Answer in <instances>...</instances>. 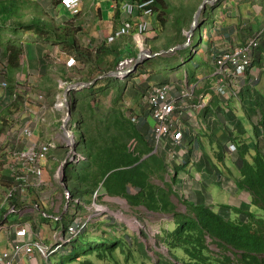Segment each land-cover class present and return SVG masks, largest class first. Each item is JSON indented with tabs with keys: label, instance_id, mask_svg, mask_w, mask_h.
<instances>
[{
	"label": "crops",
	"instance_id": "0c3cea01",
	"mask_svg": "<svg viewBox=\"0 0 264 264\" xmlns=\"http://www.w3.org/2000/svg\"><path fill=\"white\" fill-rule=\"evenodd\" d=\"M111 1L114 2L113 8H111L109 0L107 2L106 0H82L81 12L75 17L63 8L61 0H0V15L3 13L10 15L17 11L21 17L27 16L22 21H27L30 17L33 21L38 18V14L45 15L51 17L50 23L61 30L70 21H73L74 26L68 30V34H72L74 31L73 39H78L77 41L83 48L96 52L100 48H110V45H106L107 38L121 26L126 17L121 7V3L125 0ZM165 2L168 8H172L174 12L180 9L175 5L170 6L167 0ZM188 5H191L190 11L193 10L192 13L195 16L202 3L200 0H196ZM190 20L189 17L181 26H184V23H190ZM9 22L11 23L4 26L0 19V141L2 142L0 146L8 165L5 168L4 177L12 174L10 162L14 159V150L26 146L27 142L23 145L17 144V137L23 130V124H31L34 141L40 143L56 141L59 144H62L63 141L62 113L46 112L40 101L34 102L31 90H34L35 93L44 92L47 95V102L52 105L58 93V81L67 79L69 83L76 84L78 79L83 76V70H87L81 63L76 69H67L66 62L68 56L72 54L66 47L64 49L61 42L42 41L33 33L18 29L13 26L12 21ZM155 23L156 19H154V25ZM263 28L264 0H211L207 3L203 14L200 27L202 33L198 31L189 45L192 46L194 39L200 37L201 46L193 52L200 55L194 59L191 72L180 76L178 74H181L183 69H179L176 73L174 70L168 69V74L171 76L165 78L163 74H156L154 71L150 73L143 69L142 74L134 75L135 79L143 76L142 80H139L140 82L130 81L132 86H128L127 92L130 87L134 89L131 113L139 116L138 123L133 124L138 126L141 136L149 138L154 125H150L149 121L152 120V117L144 102L146 89L152 85L168 83L174 88L173 95H178L188 85L199 83L197 97L184 104L183 114L172 130L173 134L179 133L184 136L183 142L178 146H174L171 142L167 143V148L163 149L161 156H157L162 160L163 166L166 165L167 173L154 172V177L150 182V187L155 191L171 189L173 194L170 200L174 205L172 200L173 197H176L174 195L176 193L184 197L188 196V200L199 204L218 205L217 210L222 205L237 206L243 209L251 207V196L246 191L239 189L236 183L240 175L236 168L240 157L236 146L249 145L254 149L258 147L264 152V36L261 46L256 52L251 71L239 80L240 94L231 93L228 99L222 100L216 94L214 89L216 82L210 75L214 71L218 52L240 48L253 33L259 32ZM153 32L154 29L149 33V39ZM187 34L186 37L185 34L177 36L176 41L171 38L170 43L173 47H170L167 52L171 55L166 57L163 53L159 55L162 56L161 58L156 56L147 58L145 61L151 59L162 61L161 59H165L163 57L177 55L179 50L187 48H177L186 42ZM183 35L185 38L180 41ZM157 36L158 34L155 37ZM150 42L149 40L151 48ZM15 48L22 50L21 55L18 58L14 55L12 57L14 59L10 60L11 49ZM164 50L162 48L158 51ZM130 56L131 53H127V66L124 68L132 67L133 58ZM115 58H117L115 55L109 57L108 62L102 65V69L106 70L109 63H113ZM181 59L184 60L183 57ZM163 67L166 68V63ZM5 81L8 83L7 89L2 85ZM11 87H14V93L18 92L21 104L14 101ZM84 89H78L81 90L78 93L81 99L84 98ZM131 91L133 92V90ZM27 98L28 103L25 104L24 100ZM108 105L110 106V104ZM45 112L47 122L37 124L35 120L38 115ZM13 116H16L17 121L11 123L9 120ZM93 127L94 136L100 137L101 133L103 134V131L99 130L103 127L101 122L95 120ZM131 145L134 149L136 148L135 141ZM167 149L177 154V160L172 162L170 168L168 167L169 155H166ZM67 150L66 147L59 146L57 150L51 152L45 163L47 184L45 189L41 190L42 196H40L44 204L50 203V200L53 201V198L46 194L47 188L52 186V179L58 181V170L67 158ZM252 153L254 154V152ZM173 170L176 171L174 184L171 177ZM166 176H169L170 180H167ZM155 179L162 183L155 184ZM31 189L21 198L16 199V207L21 212L8 214V219L12 218V222L25 223L24 217L27 209L24 202L32 197L33 188ZM130 191L135 194L134 190L130 189ZM52 192L53 190H50V193ZM222 197L223 199L227 198L228 202L221 203ZM120 199L109 197L105 192H102L100 201H120ZM83 204V208L88 206L84 202ZM50 207H54V202L50 204ZM17 215H22V218L18 220L15 217ZM49 216L55 217L51 214L47 217L50 218ZM6 244L10 245L4 237L0 241V250L6 249Z\"/></svg>",
	"mask_w": 264,
	"mask_h": 264
},
{
	"label": "trees",
	"instance_id": "16d2710c",
	"mask_svg": "<svg viewBox=\"0 0 264 264\" xmlns=\"http://www.w3.org/2000/svg\"><path fill=\"white\" fill-rule=\"evenodd\" d=\"M155 1L156 21L159 25L166 26L171 14L168 5L165 0ZM192 12L193 10L182 14L177 21L184 22L190 17L191 23L194 16ZM20 15L17 11L10 15L3 13L0 15L1 23L5 26L12 21L13 26L33 33L42 41L61 42L64 49L66 47L87 68L83 70L84 74L79 81L91 82L99 75L113 72L123 60L117 57L113 63H109L106 70L102 69V65L108 61L104 63L100 60L104 61L105 57L108 59L113 56L115 50L106 51L104 47L93 52L83 48L77 40L70 39L74 31L68 34V30L74 26L73 21L61 30L54 25H47L42 19L38 22H21ZM78 15L77 13L74 16ZM11 50L10 60L14 59V55L17 58L21 55L20 48ZM137 55L132 53L130 57L136 58ZM143 69V65L140 66L137 74H142ZM132 77L134 74L123 82L116 79L98 81L84 89L83 99L78 96L81 90L69 94L72 112L79 118L78 129L87 157L85 162L68 168L70 203L78 198L85 204H90L96 194L100 200L101 193L105 192L109 197L121 198L132 208L142 207L150 213L172 217L174 229L163 231L159 242L165 246L175 262H180L177 253H183L188 260L185 264H264V152L249 145L237 146L240 155L237 162L240 172L237 185L241 190L250 193L253 204L261 209L260 213L229 206H222L216 211L211 205H201L185 198L180 200L185 205L186 212H179L170 200L173 194L171 189L155 191L150 187L154 172L167 173V167L163 166L160 158L151 155L153 149L150 138L141 136L138 126L128 117V113L132 111L126 109L125 97ZM10 90L13 94L14 87ZM107 99H111L110 106L106 103ZM17 103L21 104L19 101ZM95 120L103 126L99 128L103 131L100 137H95L93 133ZM133 141L136 142L135 149L131 145ZM145 158L148 159L144 160ZM175 179L172 178L173 184ZM174 195L177 196L176 193ZM79 208L81 206L77 205V209ZM231 211L246 215L247 219H233ZM41 218L46 217L41 215ZM91 229L95 232L98 229L97 224L91 225ZM208 240L217 247V253L212 251ZM117 242L92 237L87 230L67 249L70 254L60 264H71L88 254H96L100 261H107L113 258L117 249L125 252V246ZM140 250L147 255L145 245ZM159 258L160 264H164L165 258ZM173 261L167 260L166 263L175 264Z\"/></svg>",
	"mask_w": 264,
	"mask_h": 264
},
{
	"label": "rangeland",
	"instance_id": "374dc122",
	"mask_svg": "<svg viewBox=\"0 0 264 264\" xmlns=\"http://www.w3.org/2000/svg\"><path fill=\"white\" fill-rule=\"evenodd\" d=\"M111 2V8H113L114 2L109 0ZM170 4V6H178L180 9H177L176 12L173 11L172 8L169 9L170 17L169 21L166 26L159 25L156 21L155 25L153 26L154 32L151 34V39H147V44L153 49V51L162 50L164 48L165 50H169L170 47H173L170 43L173 39L174 41L177 40V36L179 37L182 34H186L190 30V25L192 23H184V26H181L183 22L177 21L179 20V17L184 14L190 12V6L188 5L191 2L196 0H167ZM201 3H203L205 0H200ZM107 2V0H106ZM209 5V4H208ZM108 7V6H107ZM109 8V7H108ZM206 9H203L204 12ZM203 14L199 18V24H202L203 20ZM39 16L43 17L46 21V24H50L51 17L49 16H42L38 14V18L36 19V22L40 21ZM156 19V16H155ZM154 21V20H153ZM198 24V25H199ZM201 26V25H200ZM199 26V27H200ZM28 32V31H27ZM198 30L196 29L195 35L196 36ZM29 33V32H28ZM182 33V34H181ZM158 34L157 37H155ZM77 35V33H76ZM184 35L182 36L180 41L184 40ZM193 37V38H194ZM172 38V39H171ZM70 39H73V36L70 37ZM78 40V39H77ZM201 46L200 37H196L194 39L193 45L191 47H187L185 49L179 50L177 55H172L168 58L167 56L171 55L168 53L163 54L166 57H163L165 59H161L162 61H159L158 59H151L150 61H146L143 64V67L145 71L150 72L154 71L156 74H163L165 78L170 77L171 75L168 74V69H171L170 71H175L176 73L179 69H183L181 74H178L182 76L186 72H191V67L194 59H197L200 54L193 53L194 50L199 49ZM114 51L112 55L114 54L116 57L119 58H127V53H134L138 54L140 52L139 45L136 44L132 39L129 38H121L116 42L115 44H112L110 48L106 49V51ZM103 56V55H102ZM162 57V56H161ZM159 56V58H161ZM183 57L184 60L181 59ZM107 58L105 57V60H100L101 62H106ZM186 62V64H184ZM103 63V64H104ZM134 63V61H133ZM166 63V68L163 66ZM127 66V59L122 64ZM149 75V74H148ZM143 78V76H141ZM135 79L134 77L130 80L132 82H140L142 79ZM70 79V78H68ZM67 80V79H65ZM140 80V81H139ZM129 85L132 86V83H129ZM133 90V92L131 91ZM134 95V89L133 87H130L129 92H127V103L126 109L129 111L132 109V101ZM111 99H107L106 103L110 104ZM135 104V103H134ZM137 111L139 109L136 108ZM75 124H78V116L76 114L73 115ZM150 125H155L154 120H150ZM79 139L81 137V133L79 129L76 127L73 130ZM1 142V141H0ZM82 151L84 150V144H82L81 148ZM3 153L2 147H0V154ZM164 161V160H163ZM165 162V161H164ZM176 171L173 170V176H171L173 179L175 177ZM240 176V175H239ZM59 178V177H58ZM14 177L10 174L8 177L3 176L0 178V208L3 205L2 196L6 192V189L9 188L11 184L14 182ZM167 180H170L169 176H166ZM52 186L47 188L48 192L46 193L50 197L53 198V201L50 200V203H42L40 200V195H34V192L32 193V197H30L26 201V216L24 217V220L26 223H33V229L34 233H40L41 237L44 238L43 241L47 245L54 244V233L56 230L60 229L59 223L54 218H45L41 219V214L37 211H33V203L37 202L40 205V210L47 211L49 214L59 217L62 213L65 211L64 222L69 223L72 221V218L74 215H80L83 218H89L92 217V225L97 224L98 229L94 232H92L91 227L89 228V234L92 237L95 238H101L106 241H118L120 245L125 246V252L123 253L120 249H117L116 253L113 255V258H109L107 261H100L97 258L96 254L92 255H86L81 256V258L71 264H160V258L164 257L165 260H163L164 264H167L166 261H173V258L169 254L168 250L165 248V246L159 242V238L162 236L163 231H172L174 229V224L172 223V217L162 215V214H154L148 212L144 208H132L130 207L125 201L121 200H106V201H98L95 203L96 205H93L92 202L90 206H87L86 208H81L79 211H77V208L72 205V207L69 206L68 209H65L67 200L65 198V191L63 187L59 184V180L56 181L55 179H52L51 181ZM162 181H159L158 179H155V184L160 185ZM50 190H53L52 193H50ZM31 192V191H30ZM29 192V193H30ZM178 195V194H177ZM183 196V195H182ZM179 198L173 197V202L175 203V206L178 208L179 212L185 213L186 208L183 205L180 198H185L184 196L181 197V195H178ZM71 199V198H70ZM186 199V198H185ZM223 202H228L227 198L223 199V197L220 199ZM54 202V207L51 208L50 204ZM12 204L8 205L7 208H10ZM237 209H240V207L233 206ZM89 209V210H88ZM261 209L253 204L252 213L257 214ZM18 220L22 218V215L15 216ZM238 217L243 220V216L238 214ZM12 222V218L9 220V223ZM33 233V235H34ZM88 233V232H87ZM5 237L4 231L0 232V241H2ZM210 248L214 252H218V249L215 245L211 243V240H208ZM145 245L147 255L143 252H141V246ZM4 248V247H3ZM69 252H61V254L55 255V252H53V247L50 248V250L45 253L38 252L37 256L39 257L40 263L38 264H60L61 260L63 258L69 256ZM228 255H231L230 252L227 253ZM55 255V256H54ZM177 256L180 259V262H175V264H185L188 262L187 258L184 256L183 253H177ZM52 257V258H51ZM49 258H51L49 260ZM26 264H30L28 260H25ZM35 264V263H33ZM234 264H238L234 262Z\"/></svg>",
	"mask_w": 264,
	"mask_h": 264
},
{
	"label": "built area",
	"instance_id": "2783aa9c",
	"mask_svg": "<svg viewBox=\"0 0 264 264\" xmlns=\"http://www.w3.org/2000/svg\"><path fill=\"white\" fill-rule=\"evenodd\" d=\"M81 0H63V5L72 11L78 13ZM154 0H142L138 2L125 1L122 10L126 15L121 27L108 38L109 43L115 42L117 39L130 36L137 45L142 47L145 37L152 28L151 19L154 15ZM264 36V28L255 33L249 41L242 47L221 53L215 63L214 76L221 78V83L229 78L236 82L253 66L254 55L261 45ZM69 68L76 65L75 58H70L67 62ZM7 84L5 83L4 86ZM196 85L180 92L179 95L173 96L174 88L169 84H162L150 88L147 92V101L150 105L153 116L156 120L154 130L155 142L160 147L164 139L171 133V122L173 116L177 112L179 105L188 99L194 97ZM223 95L226 93L225 86L218 88ZM39 101H44V95L39 94ZM54 110L65 112V103L61 95L57 97L54 104ZM44 121L43 115L37 121ZM34 131L30 123L25 124L23 130L17 137V144L23 145L25 148L14 152V161L12 163V173L16 177L13 186L7 190L5 194V202L11 201L15 196L24 193L30 185L35 188H41L44 185V164L48 160L51 150L56 147L54 143H40L33 140ZM179 139V138H177ZM25 141V142H22ZM66 142V139L64 140ZM176 156L172 152L170 159ZM5 167V160L0 156V171ZM89 217L85 222L80 217L75 219L74 225L68 228V233L64 243H71L86 228L91 221ZM11 250L4 251L0 254V264H21L23 256L31 257L35 247L42 252L47 248L42 246L40 242L25 241V238L32 235L29 227H15L6 231ZM16 234V238H15ZM60 245L59 247H61Z\"/></svg>",
	"mask_w": 264,
	"mask_h": 264
},
{
	"label": "clouds",
	"instance_id": "9594fccd",
	"mask_svg": "<svg viewBox=\"0 0 264 264\" xmlns=\"http://www.w3.org/2000/svg\"><path fill=\"white\" fill-rule=\"evenodd\" d=\"M125 1H131V0H125ZM125 1H123V3L125 2ZM140 1H142V0H140ZM155 1V0H154ZM133 2H138V1H133ZM81 3H82V0H81ZM81 3H80V9H79V11H78V14H80V12H81ZM123 3H121V7H122V5H123ZM61 4H62V6H63V8L65 9V10H67V11H69L72 15H75V14H77V13H73L72 11H70L69 9H67L64 5H63V0H61ZM155 4H156V1H155V3H154V6H153V9H154V15H153V17H152V19H151V22H152V28H151V30L149 31V33L153 30V26H154V19H155V16H156V13H155ZM207 8V7H206ZM124 12V11H123ZM205 12V11H204ZM204 12H202V13H204ZM202 15V14H201ZM40 17V19H42L43 21H46L43 17H41V16H39ZM25 18H27V16H19V21H21V22H30L31 20H32V17H30V19L29 20H27V21H22V19H25ZM50 22V21H49ZM8 23H11V22H8ZM50 25L51 26H53V24L52 23H50ZM122 25V24H121ZM201 24H199L198 25V27L196 28L198 31H201V33H202V29H200V26ZM200 26V27H199ZM121 27V26H120ZM119 27V28H120ZM118 28V29H119ZM117 29V30H118ZM116 30V31H117ZM262 30V29H261ZM115 31V32H116ZM196 31V30H195ZM29 32V31H28ZM114 32V33H115ZM29 33H31V32H29ZM113 33V34H114ZM149 33L147 34V36L145 37V40L143 41V45H142V47H140V52L142 51V50H151L152 51V53L153 54H157L156 56H159V55H161V54H163V53H167V52H164V51H169V50H164V51H158V52H154L153 51V49L152 48H150L149 47V45L147 44V39H149L148 38V35H149ZM257 33V32H256ZM255 33H253L252 34V36L254 35ZM112 35V34H111ZM110 35V36H111ZM195 35V34H194ZM251 36V37H252ZM250 37V38H251ZM109 38V37H108ZM108 38H107V44L106 45H112V44H115L116 42H118V40L119 39H121V38H123V39H125V38H129V39H132L133 40V38L132 37H130V36H124V37H121V38H119V39H117L115 42H113V43H109L108 42ZM193 39V38H192ZM192 39H191V41H192ZM262 40H263V38H262ZM262 40H261V42H262ZM134 41V40H133ZM249 41V40H248ZM247 41V42H248ZM135 42V41H134ZM186 42H187V40H186ZM246 42V43H247ZM245 43V44H246ZM191 44V42H189V45ZM244 44V45H245ZM182 45V44H181ZM180 45V46H181ZM188 45V46H189ZM187 46V47H188ZM243 46V45H242ZM241 46V47H242ZM261 46V45H260ZM189 47H191V46H189ZM260 48V47H259ZM258 48V49H259ZM234 51V50H233ZM97 52V51H96ZM140 52L138 53V55L140 54ZM223 52H227V51H220V52H218V55L216 56V58H215V63H216V59H217V57L221 54V53H223ZM256 52H257V50H256ZM67 53V52H66ZM137 55V56H138ZM255 55H256V53H255ZM255 55H254V59H255ZM156 56H154V57H156ZM75 58V60H76V65L74 66V67H72V68H69L68 67V65H67V62H68V60L70 59V58ZM130 58H133V61H134V63H133V61H132V67L131 68H124V66L125 65H122L125 61H126V59L127 58H124L119 64H118V66H117V69L115 70L116 72H118L119 70L120 71H129V70H131L133 67H134V65H135V63H136V58H134V57H130ZM151 58H153V57H151ZM67 62H66V67H67V69L68 70H73V69H76V68H78V66L80 65V63L78 62V60H77V57L75 56V55H69L68 56V59H67ZM146 61H144L142 64H140L139 65V67L140 66H142L144 63H145ZM215 63H214V71H215ZM253 64H254V61H253ZM138 67V68H139ZM253 67V66H252ZM252 67H251V69H252ZM251 69L250 70H248L243 76H241L239 79H237V81L236 82H233L232 80H230L229 78H227V79H225L224 80V82H222L221 83V78H218L217 76H214V71H213V73L210 75V77L211 78H213L214 80H215V82H216V84H215V86H214V89H215V91H216V94L222 99V100H225V99H228L229 97H230V94L232 93V94H240V86H239V80L242 78V77H244L248 72H250L251 71ZM115 71H113V72H115ZM138 71V70H137ZM111 73V72H110ZM136 75L137 74V72H135V73H131V74H129L128 76H130V75ZM105 75V74H104ZM100 76V75H99ZM98 76V77H99ZM128 76H124V75H122L120 78H117L116 80H119L120 82H123L126 78H128ZM97 77V78H98ZM133 78V77H132ZM80 79V78H79ZM79 79H78V83H81L82 81H79ZM96 79V78H95ZM94 79V80H95ZM110 79H115V78H110ZM93 80V81H94ZM101 81V80H100ZM92 82V81H91ZM7 84L6 86H4V84ZM78 83H76V84H78ZM84 83H90V82H84ZM76 84H71V83H69L67 80H59L58 81V85H57V89H58V93L56 94V96H55V98H54V101H53V104L52 105H50L48 102H47V95L44 93V92H37V93H35V91L34 90H31V94H32V96H34V98H32L33 100H34V102L36 103L37 101H39V99H38V95L39 94H43L45 97V99H44V101H40L41 103H42V106L44 107V109L46 110V112H48V111H51V112H53V113H62V120H61V122H62V130H61V133H63V141H62V144H59V143H57L56 141H53V142H48V143H54L55 145H56V147L55 148H53L52 150H51V152L53 151V150H57V148H59V146H63V147H66V149H68L67 151H68V153H69V151L71 150L70 149V147H68V144H69V142L73 139V138H75V143L77 144V145H79L78 146V150H77V152L76 153H74L70 158H69V161H70V166L68 167V168H70V167H72L73 165H78V164H80V163H83V162H85L86 160H87V157H86V155H85V153H84V150L82 151L80 148H81V146H82V141H81V137L78 139L77 138V136H76V134H75V132L73 131L76 127L78 128V124L76 125L75 124V120H74V117H73V112H72V117H69V115H68V107H67V101L69 102V104H70V106H71V102H70V100H69V94L72 92H70L68 95H66V91L69 89V88H71L72 86H74V85H76ZM162 84H168V83H160V84H157V85H152V86H150V87H148L147 89H146V91H145V98H144V102H145V105H146V107H147V110L149 111V113H150V115H151V117H152V119L154 120V122H155V125L153 126V129H152V132H151V134H150V142H151V146H152V149H153V152L151 153V155H154V156H161V154H162V151H163V149H166L167 148V143H169V142H171V144L173 143V145L174 146H178V145H181L182 144V142H183V139H184V136H182L181 134H179V133H177V134H173L172 133V130H173V127H174V125L175 124H177L178 122H179V120H180V118H181V116H182V114H183V106H184V104L186 103V102H188V101H191V100H194L196 97H197V92H198V89H199V83H194V84H190V85H188L186 88H183L181 91H183V90H185V89H188V88H190V87H192V86H195L196 85V91H195V95H194V97L193 98H191V99H188V100H186L185 102H183V103H181L180 105H179V108H178V110H177V112L175 113V115L173 116V121L171 122V133H170V135L169 136H167L165 139H164V141L162 142V144L160 145V147H157V144H156V142H155V134H154V130H155V126H156V120H155V118H154V116H153V113H152V111H151V108H150V105H149V103H148V101H147V92H148V90L150 89V88H152V87H154V86H158V85H162ZM2 85H3V88H5V89H7V87H8V83L5 81V82H3L2 83ZM169 85H171V84H169ZM93 86V85H92ZM172 86V85H171ZM221 86H225V90H226V93L223 95L222 93H220L219 91H218V88L219 87H221ZM90 88V87H89ZM231 90H233L232 92H231ZM74 91V90H73ZM79 91V90H78ZM180 91V92H181ZM180 92H179V94H180ZM178 94V95H179ZM59 95H61L62 96V98H63V100H64V103H65V112H63V111H56V110H54V104L56 103V101H57V97L59 96ZM12 96H13V98H14V101L15 102H17V101H19V100H21L20 99V97H19V94H18V92H15L14 93V91H13V94H12ZM173 96H177V95H173ZM125 99H126V101H125V104L127 103V93H126V97H125ZM67 100V101H66ZM24 103L25 104H27L28 103V98L26 99V100H24ZM72 109V108H71ZM128 110V109H127ZM46 112L45 113H41V114H39L38 115V119L41 117V115H43V117H44V121H40L39 122V120L37 121V124H41V123H46L47 122V114H46ZM178 114V115H177ZM128 117L130 118V120L132 121V123H135V124H137L138 123V121H139V116L138 115H133V113H131V112H129L128 113ZM11 123H14V122H16L17 121V118H16V116H13V117H11V119L9 120ZM24 125L25 124H23V128H24ZM64 125H66V128H64ZM71 132H69V131ZM67 131L71 134V136H69V134L67 133ZM177 138H179V139H177ZM66 139V142H64V140ZM0 145H2V142H0ZM235 145V144H234ZM236 146V145H235ZM1 147V146H0ZM236 148H237V146H236ZM18 150H21V148H18V149H16V150H14V152L15 151H18ZM238 150V149H237ZM173 151L172 150H170V149H167V151H166V155L168 156L169 155V163H168V167L170 168V167H172V162H175L176 160H177V154L175 153V152H173L174 153V155L176 156V158H174V159H170V155H171V153H172ZM51 154V153H50ZM0 156L1 157H3V159L5 160V167L0 171V178L3 176V174L6 172V170H5V168H7V160L4 158V156H3V154H0ZM50 156V155H49ZM68 156V155H67ZM49 159V158H48ZM66 160V159H65ZM64 160V161H65ZM13 161H14V159L10 162V165H11V168H12V163H13ZM47 162V161H46ZM45 162V163H46ZM61 167V166H60ZM68 168H67V172H68ZM236 168H237V170H238V167H237V165H236ZM60 169V168H59ZM15 179H14V182H13V184L15 183V180H16V177L13 175V173L11 174ZM59 177V170H58V175H57V179L59 180V184H60V177ZM44 185L41 187V188H35L34 186H32V185H30L29 187H27V189H26V191L24 192V193H22L21 195H18V196H15V198H13L11 201H9V202H5V194H6V192H7V190L8 189H10L12 186H13V184H11L10 186H9V188H7L6 189V192L3 194V196H2V200H3V205L1 206V208H0V232L1 231H4V233H5V239L7 240V242H9V244H10V240L8 239V236H7V234H6V231L8 230V229H10V228H15V227H17V226H19V227H24V226H26V227H29L30 229H31V231H32V235L30 236V237H27V238H25V241H31V242H35V241H37V242H40L41 243V245L42 246H44V247H46L47 248V252L50 250V248L51 247H53V252H55V255H58V254H61V252H68V250L67 249H69V247L71 246V244L72 243H74V242H77V240L80 238V237H82L83 236V233L85 232V231H87V230H89V228L91 227V225H92V219H91V221L87 224V226H86V228L79 234V236L77 237V238H75L71 243H64V240L66 239V236H67V231H68V228L70 227V226H72V225H74V222H75V219L76 218H78V217H80L81 219H83V221H87L88 220V218H83L82 216H80V215H74L73 216V218H72V221L71 222H69L68 224L67 223H65L64 222V218H66V217H64L63 215H65V211L66 210H64V213H62L59 217H51V216H49L50 217V219L51 218H54L58 223H59V225H61V227H62V230H60V229H58V230H56L55 231V233H54V240H55V242H54V244H52V245H47L44 241H43V239L44 238H42L41 237V234L40 233H34V229H33V226H34V224L33 223H20L19 221H15V222H11V223H9L8 224V221H9V219H8V214L9 213H11V212H13V213H20L21 211L16 207V204H15V201H16V199L17 198H21V196H23L25 193H27L31 188H33V192H34V195H40V196H42L41 195V190H44L45 189V187H46V181H45V164H44ZM69 180V179H68ZM237 183V182H236ZM61 185V184H60ZM62 186V185H61ZM68 186H69V182H68ZM63 187V186H62ZM64 189V188H63ZM69 189H70V187H69ZM240 189V188H239ZM32 190V189H31ZM64 191H65V189H64ZM248 193V192H247ZM249 195H250V193H248ZM176 196V195H175ZM251 196V195H250ZM176 197H178V195L176 196ZM181 197H183V196H181ZM40 198V197H39ZM65 198H66V200H67V203L69 204V206L70 207H72V205L73 206H75L76 208H77V205H79V206H81V208H83V202L80 200V199H78V198H76L75 199V201L74 202H71L70 203V201H71V193L70 194H67V192L65 191ZM179 198V197H178ZM185 198L186 199H188L189 197L188 196H185ZM40 200H41V198H40ZM97 200H98V196H97V194L93 197V199H92V201L90 202V204H88V206H90L91 205V203L93 202L94 204L93 205H96L95 203L97 202ZM42 201V200H41ZM98 201H100V200H98ZM190 201V200H189ZM191 202H193L192 200H191ZM43 203V202H42ZM66 203V204H67ZM194 203H196V202H194ZM10 204H12L11 205V207L10 208H7V206L8 205H10ZM15 204V205H14ZM24 204H26V201L24 202ZM199 204V203H198ZM201 205H206V204H201ZM208 205V204H207ZM26 206V205H25ZM185 206V205H184ZM211 206H213L214 208H215V210L216 211H218L217 209H216V207L218 206V205H211ZM222 206H229V205H222ZM222 206H220V208L222 207ZM229 207H232V206H229ZM253 207V202H252V196H251V207L249 208V209H243V208H241L240 207V210H244V211H250V212H252V210H251V208ZM33 208H34V210L33 211H38L40 214H41V212H43V214H41V215H43V216H45L46 218H48L47 216L48 215H50L47 211H44V210H40V205L37 203V202H34L33 203ZM69 208V207H68ZM67 208V209H68ZM81 208H79V209H77V211H79ZM142 208V207H141ZM186 208V207H185ZM232 208H235V207H232ZM26 209H27V207H26ZM65 209H66V207H65ZM237 209V208H236ZM89 210V209H88ZM220 210V209H219ZM36 211V212H37ZM232 212V211H231ZM260 213V212H259ZM239 215H242L243 216V220H246L247 219V217H246V215H243V214H239ZM62 217V218H61ZM59 218H61L60 220H58ZM231 218H233V219H240L239 217H238V214H236V213H233L232 212V214H231ZM42 219V218H41ZM94 225V224H93ZM33 233H34V235H33ZM15 238H16V234H15ZM60 245H62L61 247H59ZM5 248L6 249H1L0 250V254L2 253V252H4V251H7V250H11L12 249V246H11V244L10 245H8V244H6V246H5ZM46 251H43V253H45ZM38 252H42L40 249H38L37 247H35L34 248V250H33V254H32V256L31 257H29V256H23L22 257V261H21V264H26V262H25V260H28L29 262H30V264H33V263H35V264H38V263H40V262H38L39 261V257L37 256V253ZM54 255V256H55ZM52 258V257H51ZM51 258H49V260L51 259Z\"/></svg>",
	"mask_w": 264,
	"mask_h": 264
},
{
	"label": "water",
	"instance_id": "95a60500",
	"mask_svg": "<svg viewBox=\"0 0 264 264\" xmlns=\"http://www.w3.org/2000/svg\"><path fill=\"white\" fill-rule=\"evenodd\" d=\"M211 1V0H209ZM208 0H205L202 5L199 7V9L196 11L195 13V16H194V20H193V23H192V26H191V29L189 30L188 34H187V42H185L184 44H182L180 47H177V48H185L189 45V42H191V39L194 37V34H195V30L196 28L198 27V24H199V18L202 14V10L203 9H206L207 7V3L209 2ZM164 52H169V51H164ZM157 54H153L152 51L150 50H142L140 52V54L137 56L136 58V63L134 65V67L129 70V71H118V72H111V73H107L105 75H100L98 78H96L94 81L90 82V83H84V82H81V83H78L74 86H72L71 88H69L67 91H66V95H68L71 91L73 90H78V89H81V88H89L91 87L92 85L96 84L98 81H103V80H106V79H110V78H120L122 75L124 76H128L129 74L131 73H135L137 72L138 70V67L140 64H142L147 58H151V57H154L156 56ZM67 101V100H66ZM67 107H68V115L69 117H72V109H71V106L69 104V102L67 101ZM64 128H66V125H64ZM69 131V130H68ZM67 131V133L69 134V136H71V132L69 133ZM75 138H73L69 144H68V147H70V151L68 153V156L66 158V160L64 161V163L61 165L60 169H59V177H60V184L63 186V188L65 189V191L67 192V194H70L71 191L69 189V186H68V176H67V168L70 166V161H69V158L77 152L78 150V146L75 142ZM69 207V204L67 203L66 204V209Z\"/></svg>",
	"mask_w": 264,
	"mask_h": 264
}]
</instances>
